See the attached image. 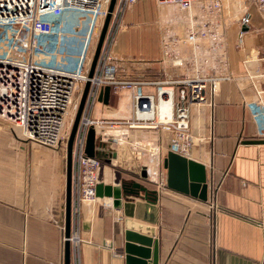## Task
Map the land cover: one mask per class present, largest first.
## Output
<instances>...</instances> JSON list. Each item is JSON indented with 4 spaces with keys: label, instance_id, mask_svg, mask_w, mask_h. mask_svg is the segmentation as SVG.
<instances>
[{
    "label": "crops",
    "instance_id": "obj_1",
    "mask_svg": "<svg viewBox=\"0 0 264 264\" xmlns=\"http://www.w3.org/2000/svg\"><path fill=\"white\" fill-rule=\"evenodd\" d=\"M198 7L183 12L173 4L137 0L111 25L119 78L146 82L139 88L145 93L155 94L159 81L193 75L195 63L209 75H231L214 94L208 88V103L191 109L194 141L188 158L206 168L207 200L167 186L158 192L160 264H262L264 144L246 141L264 139L248 108L251 103L264 108V13H247L243 25L231 17L244 13H226L227 22L218 17L208 21ZM205 22L215 25L220 40L208 39L198 47L182 41L190 27L200 30ZM134 90L111 87L107 102L98 98L91 118L131 117ZM261 117L264 123V110ZM129 139L164 146L159 167L167 182L170 134L134 129ZM98 144L104 163L101 183L140 176L146 159L130 145ZM66 188V154L26 141L19 129L0 124V264H64ZM104 201L112 204L110 198ZM78 218L81 242L71 244V264H78L76 252L80 264H125L123 210L83 203ZM85 220L91 222L88 232L83 231Z\"/></svg>",
    "mask_w": 264,
    "mask_h": 264
},
{
    "label": "built area",
    "instance_id": "obj_2",
    "mask_svg": "<svg viewBox=\"0 0 264 264\" xmlns=\"http://www.w3.org/2000/svg\"><path fill=\"white\" fill-rule=\"evenodd\" d=\"M111 0H0V124H10L21 131L29 142L67 151L69 135L66 129L72 127L82 98L84 87L90 82L83 114L73 145L72 155V235L71 244L78 246L80 219L78 213L83 203L113 206L110 201L97 195V186L102 181L104 163L98 157L86 154L89 129L94 127L98 142L128 144L133 151L145 157L147 185L155 187L157 193L167 186L166 176L160 169L159 159L164 149L162 144L131 142V130L155 129L170 134L168 149L190 157L194 138L190 131V115L194 106L208 103L207 90L213 94L221 80L231 75H209L196 65L193 75L182 79L157 82L155 94L145 93L139 88L144 81L122 80L119 65L111 53L114 29L112 22L123 13H113L110 28L105 39L97 67L89 76L92 63L91 44L99 18L105 19ZM137 0H118L116 11L121 5H133ZM160 4L176 5L183 12H190L196 2L201 4L208 21L218 17L222 22L236 19L248 23L249 15L236 14L231 17L220 11L225 0H157ZM264 11V0H256ZM78 12L92 17L88 30L81 41L75 44L78 31L64 28L67 14ZM230 13V12H229ZM102 20V21H103ZM243 32L240 33V36ZM215 25L205 22L202 29L194 26L188 29L184 43L198 47L206 40H220ZM71 45H67V42ZM68 56L74 57L76 66H53L36 60V52L45 57H57L69 47ZM78 51L74 53L72 50ZM168 49V43L165 44ZM170 55V54H169ZM176 61V64H181ZM106 86H125L135 89L132 95L133 114L129 118H91L99 94ZM169 104L167 113L162 105ZM251 116L257 124L258 137L264 138V123L261 110L256 103L248 105ZM146 184L144 186H146ZM143 185V184H142ZM147 187V186H146ZM148 188V187H147ZM66 241V238H64ZM79 262V253L76 252ZM264 264V259L262 261Z\"/></svg>",
    "mask_w": 264,
    "mask_h": 264
},
{
    "label": "water",
    "instance_id": "obj_3",
    "mask_svg": "<svg viewBox=\"0 0 264 264\" xmlns=\"http://www.w3.org/2000/svg\"><path fill=\"white\" fill-rule=\"evenodd\" d=\"M118 0H111L102 30L96 45L91 63L89 76L92 77L100 57L108 30L111 25L113 13L115 12ZM90 89V82H87L82 98L71 128L67 144V188H66V223H65V252L64 264H71V235H72V155L73 145L77 129L79 127L85 101ZM111 87L106 86L101 90L99 100L107 102ZM248 144H264V139L246 141ZM98 140L94 127L88 132L86 142V154L89 157L103 159L102 153L98 151ZM103 147L105 144H100ZM167 170V187L185 195L201 200L208 198V178L204 165L189 159L185 156L169 151L164 161ZM138 179L139 181H137ZM136 179H125L117 177L114 184L105 185L100 183L97 186V195L103 198H110L113 207L123 210L124 216V257L125 264H160V240L157 236L156 225L158 224L159 194L142 185L147 182V172L143 168L140 176ZM83 231H90L91 222H82Z\"/></svg>",
    "mask_w": 264,
    "mask_h": 264
},
{
    "label": "rangeland",
    "instance_id": "obj_4",
    "mask_svg": "<svg viewBox=\"0 0 264 264\" xmlns=\"http://www.w3.org/2000/svg\"><path fill=\"white\" fill-rule=\"evenodd\" d=\"M155 2L158 6L164 5V4H160L157 0H155ZM195 4H199L198 9L203 11V8L200 7L199 2H196ZM132 6L133 5L129 6V5L122 4L121 11H120V8L118 11H116L115 9L114 13H125ZM224 10H225V13H229V12L230 13H264V11H262L259 8V5L257 4L256 0H225L223 3V7L220 9V11H224ZM64 20H65L64 28H66L67 30H72V31L77 30L78 31V37L75 39V44L78 41L82 42L84 35L86 34V31L88 30L90 20H92V17L88 14L86 15V14H81L78 12H71L70 14L66 15ZM102 20H103L102 18L98 19L97 25L95 26V29H94L93 40L91 44V57L92 58L94 56V52H95L96 45L99 39V35L103 27L104 20L103 21ZM67 45H71L69 41L67 42ZM69 48L70 46L66 47L65 52L61 53L57 57H51V58L45 57V55L40 54L39 52H36L35 54L36 60L38 62H45L46 64L53 65V66L74 67L76 66V62H75L74 57L68 56ZM72 51L74 53H77L78 50L76 48H73ZM2 53L3 51L0 48V54ZM71 128L72 127H69L66 129L67 135H70ZM62 153L66 154V152L64 151H62Z\"/></svg>",
    "mask_w": 264,
    "mask_h": 264
},
{
    "label": "bare ground",
    "instance_id": "obj_5",
    "mask_svg": "<svg viewBox=\"0 0 264 264\" xmlns=\"http://www.w3.org/2000/svg\"><path fill=\"white\" fill-rule=\"evenodd\" d=\"M168 106H169V104H163V105H162L161 109H162V113H163V114H165L164 112L169 111V109H170L169 107H170V106H169V107H168ZM115 175H116V174H115ZM115 175H114V176H115Z\"/></svg>",
    "mask_w": 264,
    "mask_h": 264
}]
</instances>
